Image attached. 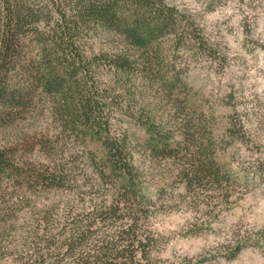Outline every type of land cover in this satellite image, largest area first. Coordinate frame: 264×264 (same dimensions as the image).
I'll return each instance as SVG.
<instances>
[{
	"label": "clouds",
	"instance_id": "clouds-1",
	"mask_svg": "<svg viewBox=\"0 0 264 264\" xmlns=\"http://www.w3.org/2000/svg\"><path fill=\"white\" fill-rule=\"evenodd\" d=\"M0 89V264H264V0H0Z\"/></svg>",
	"mask_w": 264,
	"mask_h": 264
},
{
	"label": "rangeland",
	"instance_id": "rangeland-1",
	"mask_svg": "<svg viewBox=\"0 0 264 264\" xmlns=\"http://www.w3.org/2000/svg\"><path fill=\"white\" fill-rule=\"evenodd\" d=\"M16 103H20L21 101H15ZM89 133H91V128H89ZM88 133V134H89ZM85 133V135H88ZM94 137L97 135L96 133H91ZM153 144L156 143L155 140L152 141ZM8 169L7 168H3V167H0V172H7ZM14 175H17L20 179H28L27 177H25L23 174H20V173H12ZM31 179H35V177H31ZM48 192H51V193H54L55 195L57 196H70V195H73L72 191L69 190V189H65L63 187H51L49 189H47Z\"/></svg>",
	"mask_w": 264,
	"mask_h": 264
},
{
	"label": "trees",
	"instance_id": "trees-1",
	"mask_svg": "<svg viewBox=\"0 0 264 264\" xmlns=\"http://www.w3.org/2000/svg\"><path fill=\"white\" fill-rule=\"evenodd\" d=\"M2 93H3V90L0 89V95H2ZM85 115L87 116V111H85ZM86 134H88V133H86ZM4 163L5 162L3 161L2 156H0V167L6 168Z\"/></svg>",
	"mask_w": 264,
	"mask_h": 264
}]
</instances>
